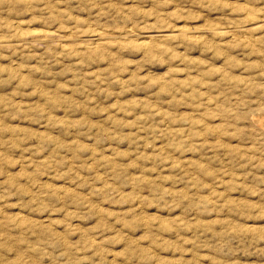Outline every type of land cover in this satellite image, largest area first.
Returning <instances> with one entry per match:
<instances>
[{"label":"rangeland","instance_id":"374dc122","mask_svg":"<svg viewBox=\"0 0 264 264\" xmlns=\"http://www.w3.org/2000/svg\"><path fill=\"white\" fill-rule=\"evenodd\" d=\"M0 42V264H264V0H0Z\"/></svg>","mask_w":264,"mask_h":264},{"label":"bare ground","instance_id":"6f19581e","mask_svg":"<svg viewBox=\"0 0 264 264\" xmlns=\"http://www.w3.org/2000/svg\"><path fill=\"white\" fill-rule=\"evenodd\" d=\"M256 18H254V20H255ZM184 28V27H183ZM198 28H199V26H198ZM180 29V28H179ZM193 29V28H192ZM196 29V28H195ZM178 31V30H177ZM41 33V32H40ZM219 33V32H218ZM38 35V34H37ZM129 35V34H128ZM127 35V36H128ZM133 35V34H132ZM222 35V34H221ZM95 36V35H94ZM96 36H100L101 37V33L100 34H98V35H96ZM124 36V35H123ZM225 36V35H224ZM121 37V36H120ZM129 37V36H128ZM156 37H158V36H156ZM167 37H170V36H167ZM26 38V37H25ZM102 38V37H101ZM163 38V37H162ZM47 39V38H46ZM99 39V38H98ZM111 39V38H110ZM148 41V43H155L156 41H158V39L157 38H155L154 36L152 37V36H147V38H146ZM38 40H40V39H38ZM162 40V39H161ZM164 40V39H163ZM22 41V40H21ZM91 41V40H90ZM97 41H100V40H97ZM23 42V41H22ZM95 42V41H94ZM142 42H143V39H142ZM1 43V42H0ZM21 43V42H20ZM90 43V42H89ZM163 43V42H162ZM252 43V42H251ZM139 44H141V43H139ZM146 44V43H145ZM155 46H156V44H154ZM86 46H88V45H86ZM86 46H84V47H86ZM91 46V45H90ZM160 46H162V45H160ZM94 47V46H93ZM142 47H143V49L145 48L144 46H143V44H142ZM142 47H140V48H142ZM151 47V46H150ZM149 48V47H148ZM88 49V48H87ZM154 50H156V49H158L157 47H156V49H155V47L153 48ZM98 50V49H97ZM144 50H146V49H144ZM151 50V49H150ZM86 52V51H85ZM252 120V119H251ZM249 121V120H248ZM253 121H255V120H253ZM252 122V121H251ZM257 122V121H256ZM255 124V123H254ZM257 125H258V129H259V126H261L262 124H261V122H257ZM260 130L262 131V128H260ZM41 225V224H40ZM38 227V226H37ZM40 228V227H39ZM48 230V229H47ZM41 234V233H40ZM45 242H47V241H45ZM49 243V242H48ZM44 244V243H43ZM17 245V244H16ZM31 245V244H30ZM20 246V245H19ZM45 246V245H44ZM43 246V247H44ZM10 247V246H9ZM47 247V246H46ZM36 248V247H35ZM5 249V248H4ZM12 249V248H11ZM43 249V248H42ZM49 249V248H48ZM13 251V250H12ZM9 252V251H8ZM25 252V251H24ZM16 256V255H15ZM8 257V256H7ZM6 257V258H7ZM9 258V257H8ZM41 259V258H40ZM46 259V258H45ZM16 260V259H15ZM1 261V260H0ZM3 261V260H2ZM19 262H20V260H18ZM55 261V260H54ZM67 261V260H66ZM12 263V262H11ZM66 263V262H65ZM69 263V262H68ZM48 264V263H47Z\"/></svg>","mask_w":264,"mask_h":264}]
</instances>
